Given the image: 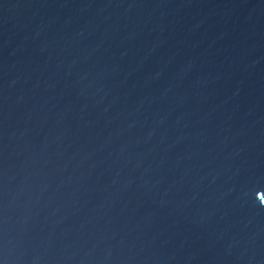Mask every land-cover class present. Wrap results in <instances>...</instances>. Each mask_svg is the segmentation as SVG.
Returning <instances> with one entry per match:
<instances>
[{
	"label": "water",
	"instance_id": "obj_1",
	"mask_svg": "<svg viewBox=\"0 0 264 264\" xmlns=\"http://www.w3.org/2000/svg\"><path fill=\"white\" fill-rule=\"evenodd\" d=\"M0 264H264V0H0Z\"/></svg>",
	"mask_w": 264,
	"mask_h": 264
}]
</instances>
